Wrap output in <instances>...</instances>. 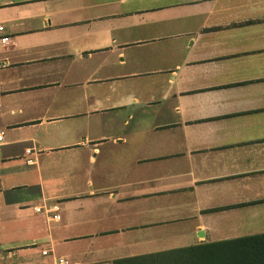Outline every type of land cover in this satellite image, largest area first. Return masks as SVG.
<instances>
[{"label": "crops", "instance_id": "crops-1", "mask_svg": "<svg viewBox=\"0 0 264 264\" xmlns=\"http://www.w3.org/2000/svg\"><path fill=\"white\" fill-rule=\"evenodd\" d=\"M0 24V264L264 233V0H0Z\"/></svg>", "mask_w": 264, "mask_h": 264}, {"label": "trees", "instance_id": "trees-1", "mask_svg": "<svg viewBox=\"0 0 264 264\" xmlns=\"http://www.w3.org/2000/svg\"><path fill=\"white\" fill-rule=\"evenodd\" d=\"M128 264H264V233L188 246Z\"/></svg>", "mask_w": 264, "mask_h": 264}, {"label": "built area", "instance_id": "built-area-1", "mask_svg": "<svg viewBox=\"0 0 264 264\" xmlns=\"http://www.w3.org/2000/svg\"><path fill=\"white\" fill-rule=\"evenodd\" d=\"M3 25L0 24V49L7 47L10 43V37L3 32ZM7 62L5 59L0 58V68L6 66ZM1 108V103H0ZM3 140V130L0 129V143ZM28 151V150H27ZM35 210H39V208H34ZM56 218H59L58 215H55ZM42 256L46 257L47 259L42 264H73L70 260L64 255L55 254L49 248H43L40 250Z\"/></svg>", "mask_w": 264, "mask_h": 264}]
</instances>
